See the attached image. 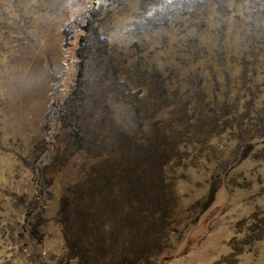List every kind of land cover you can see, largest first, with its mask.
<instances>
[{
    "label": "rangeland",
    "instance_id": "rangeland-1",
    "mask_svg": "<svg viewBox=\"0 0 264 264\" xmlns=\"http://www.w3.org/2000/svg\"><path fill=\"white\" fill-rule=\"evenodd\" d=\"M0 264H264V0H0Z\"/></svg>",
    "mask_w": 264,
    "mask_h": 264
}]
</instances>
